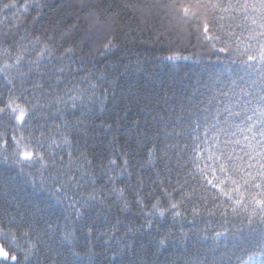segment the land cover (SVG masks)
Masks as SVG:
<instances>
[{
	"label": "snow or ice",
	"instance_id": "obj_1",
	"mask_svg": "<svg viewBox=\"0 0 264 264\" xmlns=\"http://www.w3.org/2000/svg\"><path fill=\"white\" fill-rule=\"evenodd\" d=\"M49 7L0 0V190L30 184L46 191L48 210L55 215L59 206L63 221L49 217L40 226L39 210L18 220L8 210L12 196L0 215V257L29 264L43 247L38 264H101V256L102 264L134 257L148 264L151 247L174 242L171 226L159 239L152 230L159 235L170 218L183 240L191 216L193 225L203 222L208 243L194 252L184 245L177 264H264V0H79V14L58 36L56 29L30 32L31 10L36 22ZM143 31L167 43L164 61L187 71L170 77L176 87L157 86L153 77L117 97L123 59L115 53L121 39ZM145 59L131 67L139 71ZM109 98L136 106L142 122L127 125L123 145L113 135L97 156L89 121Z\"/></svg>",
	"mask_w": 264,
	"mask_h": 264
},
{
	"label": "trees",
	"instance_id": "obj_2",
	"mask_svg": "<svg viewBox=\"0 0 264 264\" xmlns=\"http://www.w3.org/2000/svg\"><path fill=\"white\" fill-rule=\"evenodd\" d=\"M45 2L51 5V7L44 9L42 17L36 22L32 21V17L36 15V10L32 9L31 15L26 18L27 26L30 32H42L44 28L56 29V35L58 36L59 32L66 29L67 25L73 23L75 16L79 14L77 11L79 0H45ZM92 2L106 6L109 3H119L120 0H92ZM60 4L64 6L63 9L57 6ZM69 5H74V7L70 8ZM126 23L133 29L137 27L135 21H127ZM83 28L84 25L81 23L78 26L73 39L69 40V43L75 42V38L79 36ZM125 31H127V27L125 28ZM21 34H23V32H21ZM152 41L153 36L148 31L138 32L135 38L131 39L130 42L121 39L122 48L119 52L115 53L116 56L123 59V63L117 65L119 87L114 89L117 97H119L122 89H127L135 94L140 85L145 84L146 80L153 79V77V82L157 86L163 81L165 86L172 85V87H176V85L172 84L170 77L176 76L178 81L184 71H187V68L181 70L179 65H173L171 62L163 60V57L169 54L167 51V43L159 44L153 43ZM64 46L67 47L68 44H65ZM87 51L88 48L85 47L82 52L78 51L77 55H84ZM138 56L142 59L146 58L139 71L131 67V65L135 64ZM96 60L101 61V58L96 57ZM212 62L215 63V57H213ZM101 64H103V61H101ZM124 64L130 65L127 71L124 68ZM87 67H91V65H87ZM149 73H152L153 76H149ZM105 87H107V85H105ZM165 91H167V87L165 88ZM168 95L171 96L172 93L169 92ZM126 111L128 113L127 119L121 121V117H124ZM79 114L80 113L77 112L75 115L79 116ZM97 114L100 116L99 119L89 121V124L96 126L97 131L92 134L93 138L88 141L90 151L94 150L97 156L104 152V149L107 146V141L111 140L113 135H116L119 138L117 146L123 145L125 140L129 138L127 125L136 119H141L142 122V118L137 116L136 106L133 105L130 108L125 109L123 104H119V102L113 103L111 98L106 101V111L102 114ZM177 115H179V110H177ZM74 118L75 117L71 115L68 116L69 120H73ZM121 123H123L125 127L123 130L117 131L116 129L119 128ZM101 124L111 125L113 131L107 132L101 130ZM101 138H104L103 146L101 145ZM181 142L183 143V141ZM132 151H135V149L133 148ZM132 163L135 164L136 160L134 159ZM12 196L16 197V201L12 203V206L8 210L13 215H17L18 220V213H25V221L27 222V220L31 218L29 214L36 213L37 210H39V216H37L36 219L40 226H43L44 220L49 219V217H51V222L53 223L57 216L60 217L61 222L63 221V215L61 214L59 206L56 207L55 215L48 210V193L46 191L41 192L39 189H34L30 184L23 186V190L18 192L5 193L3 190H0V215L4 213V210L7 207V202L11 200ZM17 202L19 203L18 207L16 206ZM40 217H43V219ZM4 219L6 224L7 218L4 217ZM191 219V216H189L188 220L184 223V231L187 233V236L183 240L180 238V226L178 224L172 226L170 218L163 223L159 235H157L155 228L152 230V235L159 239L160 236L167 233L168 228L171 226L172 235L169 236V240L174 242L171 243V246L166 244L162 248L155 246L151 247L147 253L148 264H177V261L181 259L179 253L183 251L184 245H187L189 252H194L197 249H203L206 247L208 242L202 239L205 235L203 222L198 219L195 225H193L190 223ZM213 227L218 229V225L209 226L207 232L209 236L211 235ZM142 243H146V241H142ZM5 247L6 249L8 248L7 245ZM9 251L10 254L15 251L18 259H22L21 254L15 249H9ZM44 254V249L42 247L40 253L30 257L29 264H38V260H40ZM138 258L139 257L133 258V264H135V261ZM103 259L102 256L99 257L101 264ZM0 264H13V262L10 258L0 257Z\"/></svg>",
	"mask_w": 264,
	"mask_h": 264
}]
</instances>
